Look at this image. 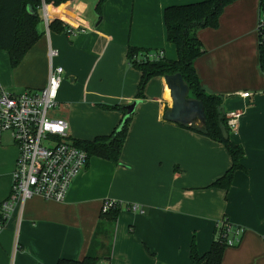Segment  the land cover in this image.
Listing matches in <instances>:
<instances>
[{
    "label": "crops",
    "instance_id": "0c3cea01",
    "mask_svg": "<svg viewBox=\"0 0 264 264\" xmlns=\"http://www.w3.org/2000/svg\"><path fill=\"white\" fill-rule=\"evenodd\" d=\"M203 0H75L53 16L73 29L41 36L17 65L0 49V85L11 91L47 86L51 64L62 66L55 115L69 124L73 139L110 134L123 114L101 104L127 106L135 101L142 72L129 65L130 45L162 50L175 60L167 38L165 10ZM261 0H235L217 27L200 28L204 52L194 62L209 94L225 96L229 116L240 111L231 139L242 145L244 168L229 190L211 184L232 165L227 147L165 119L172 106L165 76L153 77L138 100L121 154V163L97 156L74 179L67 197L55 201L35 195L19 202L0 230V264H57L88 253L106 199L122 203L111 242V259L101 264H191L194 240L201 254L225 219L243 228L236 246L226 247L223 264H264V71L259 62ZM58 50L51 61L49 49ZM249 91V97L243 92ZM54 118V117H53ZM18 147L4 135L0 144V204L9 198ZM140 204L144 213L127 208Z\"/></svg>",
    "mask_w": 264,
    "mask_h": 264
},
{
    "label": "trees",
    "instance_id": "16d2710c",
    "mask_svg": "<svg viewBox=\"0 0 264 264\" xmlns=\"http://www.w3.org/2000/svg\"><path fill=\"white\" fill-rule=\"evenodd\" d=\"M75 0H0V49L9 51L11 65L17 66L27 52L35 45L41 36L39 24L43 22V4L58 7ZM107 0H98L96 10L102 15V8ZM235 0H203L200 2L169 6L165 10L167 38L176 48L178 57L175 60L166 58H152L151 54H158L160 50L130 45L127 50L129 65L142 72L135 100L145 99V89L148 82L156 76L181 73L190 87V97L202 100L205 104L206 123H194L180 126L192 129L198 133L223 143L232 157L231 167L211 186L229 190L234 174L244 168L242 159L245 151L242 145L231 139V127L224 110L225 96L207 93L198 78L194 62L203 54V44L197 31L205 27H217L225 7ZM261 20L259 23V62L264 71V0L260 1ZM49 29L62 32L70 29L64 20L50 13ZM104 109L118 110L123 114L119 125L108 135H99L93 139H73L75 145L86 151L89 160L100 157L115 163H121V154L129 133L135 112L127 120L124 117L127 108L120 104H101ZM120 207L102 212V219L97 227L91 247L82 259L60 258L57 264H101L111 259V242L101 236H112ZM7 218L0 204V229L7 223ZM229 222L228 219H225ZM225 222V221H224ZM224 226H217V238L210 249L201 254L195 241H192L190 258L191 264H223V255L227 245L224 236Z\"/></svg>",
    "mask_w": 264,
    "mask_h": 264
},
{
    "label": "built area",
    "instance_id": "2783aa9c",
    "mask_svg": "<svg viewBox=\"0 0 264 264\" xmlns=\"http://www.w3.org/2000/svg\"><path fill=\"white\" fill-rule=\"evenodd\" d=\"M48 9L49 5L44 3L43 21L49 31L51 17ZM58 53L57 49H49L51 61ZM163 56L162 50L158 54H151L152 58ZM63 79V67L51 64L48 84L44 88L11 91L0 85V144L4 135L8 134L19 151L11 194L2 202V211L7 219L16 204L35 195L49 200H65L74 179L87 167L88 155L75 145L68 132V122L49 116L50 109L57 105V91ZM241 95L249 97L251 92L246 91ZM240 115V111L229 114L231 129L236 128ZM121 206L122 203L117 200L106 199L102 212ZM127 208L133 212H145L137 203H130ZM218 226H224L223 234L227 236L228 246L240 243L243 228L226 220H222Z\"/></svg>",
    "mask_w": 264,
    "mask_h": 264
},
{
    "label": "water",
    "instance_id": "95a60500",
    "mask_svg": "<svg viewBox=\"0 0 264 264\" xmlns=\"http://www.w3.org/2000/svg\"><path fill=\"white\" fill-rule=\"evenodd\" d=\"M165 80L170 89L172 106L165 112V119L170 122L192 125L194 123H206L205 104L202 100L190 97V87L185 82L181 73L167 74ZM139 101L135 100L126 106L127 120L136 111Z\"/></svg>",
    "mask_w": 264,
    "mask_h": 264
},
{
    "label": "rangeland",
    "instance_id": "374dc122",
    "mask_svg": "<svg viewBox=\"0 0 264 264\" xmlns=\"http://www.w3.org/2000/svg\"><path fill=\"white\" fill-rule=\"evenodd\" d=\"M49 116H50V117L57 118L56 115H55V108L50 109V111H49ZM5 135H7V134H5Z\"/></svg>",
    "mask_w": 264,
    "mask_h": 264
},
{
    "label": "bare ground",
    "instance_id": "6f19581e",
    "mask_svg": "<svg viewBox=\"0 0 264 264\" xmlns=\"http://www.w3.org/2000/svg\"><path fill=\"white\" fill-rule=\"evenodd\" d=\"M49 15H50V11H49Z\"/></svg>",
    "mask_w": 264,
    "mask_h": 264
}]
</instances>
